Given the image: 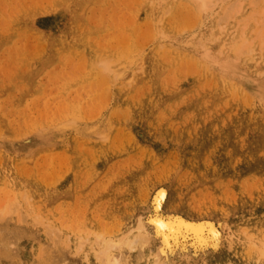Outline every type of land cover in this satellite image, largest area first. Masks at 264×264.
Listing matches in <instances>:
<instances>
[{"label": "rangeland", "instance_id": "374dc122", "mask_svg": "<svg viewBox=\"0 0 264 264\" xmlns=\"http://www.w3.org/2000/svg\"><path fill=\"white\" fill-rule=\"evenodd\" d=\"M18 1L0 5V222L35 237L11 246L19 264L44 247L48 264H100L97 239L140 246L142 222L173 264H231L221 244L166 245L171 216L229 226L264 264V0H38L37 42Z\"/></svg>", "mask_w": 264, "mask_h": 264}, {"label": "bare ground", "instance_id": "6f19581e", "mask_svg": "<svg viewBox=\"0 0 264 264\" xmlns=\"http://www.w3.org/2000/svg\"><path fill=\"white\" fill-rule=\"evenodd\" d=\"M13 1H15V0H4V1L3 0H0V5H2V6L4 5L5 7H7V6L12 5V2ZM37 1L38 0H20L18 2H15V3H20V2L22 3V8L19 11L21 16H19L20 17L19 19L18 18L16 19V21H17L16 22V25L17 26H24V28L27 31H30L32 33L30 35L32 36V38H33V40L35 42H37V40L42 39V38H37L38 36H40V33L37 32L34 28H32V23L34 22V18H35V16L37 17L39 15L40 16L41 15H45V14L48 15L47 13L50 12L48 10L49 12H45L44 13L43 9H41L42 8L41 7L42 5L39 4L41 8H39V5H37L40 0L38 2ZM44 1L45 0H43V2ZM200 1L202 2V5L200 4L199 7L202 6L203 8H205V5L203 4V1L202 0H200ZM45 3H46V1H45ZM6 4H8V5H6ZM41 4H42V2H41ZM46 5H47V3H46ZM42 11H43V13H41ZM22 22L29 23V24L22 25L21 24ZM261 23H258V24H261ZM29 27H31V28H29ZM46 42H47V45H49V42L51 43V39H49V37L46 38ZM233 64L235 65V63H233ZM227 67H228V65L226 66V68ZM231 70H233V73L235 75L238 73V70L236 69V66H233L231 68ZM257 78L260 79V82L256 85V91L253 90L252 93L254 95L258 96L259 98H261V99L264 100V77H261V78L260 77H257ZM245 80L248 81V82H250L251 81V78L249 76H247V77H245ZM230 140H231V135L228 137V139H227L226 142H228V141L231 142ZM229 142H228V144H230ZM256 148H257V146H256ZM231 149H233L232 151H234L235 148L232 146ZM164 198H165V191L163 189H158V190L155 191V193L153 194V196L151 198V201H150L151 202L150 207L153 209V212L154 213L158 212V210L161 208L162 203L164 201ZM255 214H256L255 211H249L247 209H244V207L241 208V209L235 210L232 213V216H236L234 224L236 225V227H244V226H246V224L248 222L251 221V217L253 215H255ZM16 220H19V219H16ZM16 222L19 223L18 221H16ZM20 223H23V221L21 220ZM157 223H158V225L160 224L161 228H163L164 231L167 232V241H166L167 244L166 245H169V242L170 241H172L174 243H176V242L178 243V240L179 241L180 240L185 241V240L190 239L192 241V243L190 245L192 247H194V249H197L199 251V250H205V248H207L208 246L215 249L217 247V245H220L221 244V248L224 251V254L226 256L229 255V253L231 254V257H230L231 264H251L250 263L251 261L250 262L247 261L250 258H247L246 259V256L245 255H247L248 257H250V254H251V252H252V250L254 248H252L251 246H248L247 247L245 244H243L244 241L242 242V240L240 239L241 238V235L236 234L237 231H235V233H232L231 232V229L227 225H226V228L225 229L221 225L222 230H223V233L221 234V232L216 229L217 226L215 227L214 224H212L209 221L193 222V221H188V220H185V219H182V218H178V217L175 218V217H172L171 216V218L169 217V219L166 220V221L163 220V219L162 220H159L158 219L157 220ZM5 224L4 223H1L0 224V260H1L0 261V264H19V261L22 260V259L24 260V258L27 255L21 254V252H19L20 249L18 250L17 247L12 248L11 246H14L16 244L19 245L20 244L19 242L21 241V239L22 240L23 239H28V240H31V242H32V238H35V237H34V235H32L33 233L32 234L25 233V229H19V227L18 228H13L12 227V229L11 228L9 229L7 227V225H5ZM24 224L26 225V227H30L28 229L33 230V227L34 226H33L32 223L25 222L24 221ZM35 224L37 225V223H35ZM147 224H149V223H147ZM139 225H140V227H137V228H140V230L142 229V232H143V236L142 235L141 236L140 235L137 236V237H139V239L141 237H143V238H141L139 240V242L142 243L140 246H136V242L138 240L135 242V240H133L132 238H128L127 237L126 239H124L125 237H122V239H121L122 243L120 244V242H119L120 245L117 244V246H114L113 244H111L110 242L107 241L108 243H110V245L107 244V247L105 249V246L103 248V247H101L100 244H98V242L100 240L97 239V242H96L97 245L96 246H93V249H95L93 251L94 252L93 255L99 260V263L100 264H130V262L127 261V259L129 257H131V256L134 255V252L136 251V249L142 248V250H141L142 252H139L136 255L137 257L139 256V258H137L136 260H134V262L137 261L135 264H173L172 259L170 257V255L172 253L171 254L170 253H167L166 252V249H165L166 247L156 246L157 243H156V240L153 237L155 234L151 236L150 233H148V230L149 229L146 232V228L144 226L145 224H143V222L141 224H139ZM15 227H16V225H15ZM153 227H154V224H153ZM20 228H21V226H20ZM36 230H37V228H36ZM241 232L242 233H245L246 232V229L245 230H241ZM45 234L47 235V233H45ZM53 236H54V234H53ZM49 237H47V238H49ZM49 241L51 242L52 240H49ZM39 242L40 241H37L36 242V246H39L40 245ZM53 243L51 242V244H53ZM126 243L128 245V246H126V248L128 250L127 251L128 252L127 254H129L128 256L127 255H123L122 253H120L119 250H117L120 253L118 259H115L114 258L115 256L113 257L112 254L109 255L110 254V249L111 250L115 249V251H116V249H119V247H121L122 245H124ZM54 244L56 245V242ZM29 245H31V244H29ZM55 245H53V248L56 247ZM138 245H139V243H138ZM153 247H155V248L152 249ZM41 250L43 252H41L40 249H39V251H40L39 254H35V256H37V259L39 258V260L45 258L44 261H43V264H48L47 261H50L51 258L53 257L50 254L51 252L49 253V250L50 249H49V247H46V248L44 247ZM57 251H59V250H57ZM242 251L245 254H244L243 257H239L238 254H241ZM57 253L58 254H61L62 252H60V253L57 252ZM64 254H65V252H64ZM72 254H77V253L76 252H73ZM258 254L264 258V244L261 246L260 252ZM53 255H54V253H53ZM56 256L54 255V257H56ZM61 256H64V255L61 254ZM235 256H236V258H235ZM46 258H47V260H46ZM86 261H87V258H86ZM226 261L229 262L227 259H226ZM258 261H259V259H256L255 264H257ZM53 264H54V262H53ZM132 264H134V263H132Z\"/></svg>", "mask_w": 264, "mask_h": 264}]
</instances>
